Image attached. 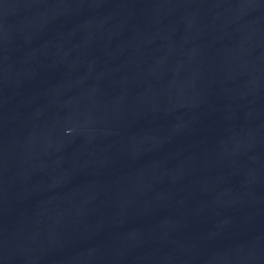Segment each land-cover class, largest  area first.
Masks as SVG:
<instances>
[{
  "label": "water",
  "instance_id": "obj_1",
  "mask_svg": "<svg viewBox=\"0 0 264 264\" xmlns=\"http://www.w3.org/2000/svg\"><path fill=\"white\" fill-rule=\"evenodd\" d=\"M0 264H264V0H0Z\"/></svg>",
  "mask_w": 264,
  "mask_h": 264
}]
</instances>
